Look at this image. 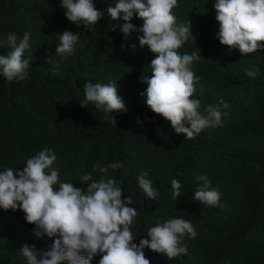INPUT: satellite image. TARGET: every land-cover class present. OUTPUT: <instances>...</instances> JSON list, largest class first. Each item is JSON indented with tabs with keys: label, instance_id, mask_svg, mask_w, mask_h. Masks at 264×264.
<instances>
[{
	"label": "trees",
	"instance_id": "16d2710c",
	"mask_svg": "<svg viewBox=\"0 0 264 264\" xmlns=\"http://www.w3.org/2000/svg\"><path fill=\"white\" fill-rule=\"evenodd\" d=\"M62 0H0V55H7V35L22 38L31 33L24 59L30 61L28 77L19 83L0 77V171L21 169L28 158L51 148L57 155L60 182L86 189L79 178L100 162L122 167L109 174L130 196L137 209L131 231L134 243L147 237L156 222L182 218L192 223L196 238H184L188 249L171 261L145 249L151 264H264V50L243 56L238 49L220 43L215 0H178L173 9L177 23L192 25L193 37L179 50H199L201 59L192 70L200 77L193 99L206 104L223 99L230 105L222 126L208 129L187 140L171 123L156 115L142 96L147 85L142 75H151L155 55L139 47L138 33L125 41L106 13L116 0H94L104 16L92 31L70 22ZM137 28L143 21L134 16ZM79 33L74 55L61 62L55 74L47 60L56 55L57 34ZM135 44L133 51L131 45ZM55 62H60L57 56ZM254 71L255 78L245 74ZM114 83L126 113L114 114L117 124L105 119L94 105L82 108L83 86ZM215 91V92H214ZM214 95L207 99L208 94ZM205 102V103H204ZM147 172L158 200L149 199L139 187L137 176ZM182 174V175H181ZM196 176H207L221 193L220 207L194 199L199 187ZM94 178H99L94 173ZM182 185V195L171 198V181ZM58 187V186H57ZM35 225L22 211L0 209V264H27L19 253L27 244L38 253L49 250L53 241L33 234ZM97 255L93 264H99Z\"/></svg>",
	"mask_w": 264,
	"mask_h": 264
},
{
	"label": "clouds",
	"instance_id": "9594fccd",
	"mask_svg": "<svg viewBox=\"0 0 264 264\" xmlns=\"http://www.w3.org/2000/svg\"><path fill=\"white\" fill-rule=\"evenodd\" d=\"M61 6L70 22L92 31L104 16L94 0H62ZM177 6L178 0H116L114 6H107L106 13L112 21L125 22L122 26L114 25L113 31L119 28L125 41L134 32L140 34L139 47H147L155 55L150 64L151 75L144 74L140 79L147 85L141 93L146 96L147 106L169 121L175 133L191 140L205 130L222 126L223 117L229 113L221 109L227 110L230 105L223 99L217 105L204 102L205 115L200 111L201 97L192 98L200 80L192 65L202 57L199 50L191 54L179 52L190 37H195L190 21L177 23L173 13ZM214 7L220 25L217 36L222 45L238 49L243 56L264 50V0H215ZM134 16L143 21L141 27L131 23ZM57 36L55 57L60 62L54 63L55 57L47 60L54 74L63 60L75 54L80 41L79 33L68 30ZM30 38L29 32H24L22 38L16 33L7 35L10 50L7 55H0V77L9 83H19L28 77L30 61L24 59V54L30 47ZM131 48L134 51L136 45ZM244 71L255 78L254 71ZM83 91L80 106L87 109L89 104L94 105L114 124H117L114 114L127 112L117 84L87 81ZM56 161V153L45 148L28 158L25 167L0 171V209L22 211L26 222L35 225L33 234L37 238L53 241L49 250L39 253L35 246L25 244L19 253L27 264H93L97 255L101 257L99 264H151L145 249L165 256L168 261L187 255L184 238L195 239L197 233L192 223L182 218L156 222L147 231L148 239L141 238L139 245L134 243L131 226L137 209L131 206L130 196L124 198L117 179L109 174V169L115 172L122 164L97 162L92 172L79 178L87 185L82 189L71 182H60ZM94 173L99 174L98 179ZM195 179L200 183L194 199L203 205L220 207L221 193L212 187L211 180L207 176ZM137 181L149 199L158 200L160 194L147 172L138 174ZM181 189V183L173 179L172 200L181 197Z\"/></svg>",
	"mask_w": 264,
	"mask_h": 264
}]
</instances>
